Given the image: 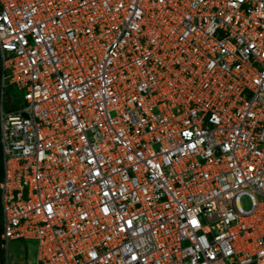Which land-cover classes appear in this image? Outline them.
<instances>
[{"label":"built area","instance_id":"1","mask_svg":"<svg viewBox=\"0 0 264 264\" xmlns=\"http://www.w3.org/2000/svg\"><path fill=\"white\" fill-rule=\"evenodd\" d=\"M0 166L5 262L264 264V0H0Z\"/></svg>","mask_w":264,"mask_h":264},{"label":"rangeland","instance_id":"2","mask_svg":"<svg viewBox=\"0 0 264 264\" xmlns=\"http://www.w3.org/2000/svg\"><path fill=\"white\" fill-rule=\"evenodd\" d=\"M11 89L7 90L10 96ZM15 110L19 107L18 103L13 102L11 105ZM240 205L244 209L250 207V200L248 197H243L240 200ZM35 244L29 241H12L8 245V256L5 264H34Z\"/></svg>","mask_w":264,"mask_h":264},{"label":"trees","instance_id":"3","mask_svg":"<svg viewBox=\"0 0 264 264\" xmlns=\"http://www.w3.org/2000/svg\"><path fill=\"white\" fill-rule=\"evenodd\" d=\"M0 175H1V166H0ZM1 257H2V264H5V258H4L3 251H1Z\"/></svg>","mask_w":264,"mask_h":264},{"label":"water","instance_id":"4","mask_svg":"<svg viewBox=\"0 0 264 264\" xmlns=\"http://www.w3.org/2000/svg\"><path fill=\"white\" fill-rule=\"evenodd\" d=\"M0 264H2L1 249H0Z\"/></svg>","mask_w":264,"mask_h":264}]
</instances>
